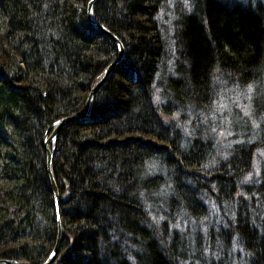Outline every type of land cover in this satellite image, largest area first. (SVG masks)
<instances>
[{"label":"trees","instance_id":"1","mask_svg":"<svg viewBox=\"0 0 264 264\" xmlns=\"http://www.w3.org/2000/svg\"><path fill=\"white\" fill-rule=\"evenodd\" d=\"M88 2L0 0V260L264 264V2L94 0L56 202Z\"/></svg>","mask_w":264,"mask_h":264},{"label":"water","instance_id":"2","mask_svg":"<svg viewBox=\"0 0 264 264\" xmlns=\"http://www.w3.org/2000/svg\"><path fill=\"white\" fill-rule=\"evenodd\" d=\"M94 0H89V2L87 3V7H86V14H87V18L88 20L93 23L101 32H103L104 34H106L112 41H114L118 47V53H117V57L116 59L110 63L102 72L101 76L99 77V79L97 80V82L93 85V87L90 89L86 102H85V107H84V111L82 114L80 115H71V116H66L63 117L59 120H57L55 122V124L53 125V128L51 129V131L49 133H47L44 137V141H43V147L46 153V161H47V167H48V174H49V178L51 181V185L53 188V194L55 197V201H58V189L56 186V183L54 181L52 172H51V158H52V150H53V144L55 142L56 136L58 134V131L60 130V128L71 121L83 118L89 111L90 108V103H91V99L93 97V95L95 94V92L101 87V85L104 83L105 79L107 78L108 74L110 73V71L113 69V67L118 64L120 62V60L123 57V52H124V48L123 45L120 41V39L114 35L111 31H109L107 28H105L102 24H100L99 22H97L93 15H92V4H93ZM55 219L57 222V237H56V241H55V245L53 247V250L51 252V254L49 255V257L47 258V260L45 262H43L42 264H56V257H57V253L60 247V243H61V232H62V226H61V221H60V216H59V212H58V207L56 206V211H55ZM0 264H29L26 262H22V261H16V260H0Z\"/></svg>","mask_w":264,"mask_h":264},{"label":"rangeland","instance_id":"3","mask_svg":"<svg viewBox=\"0 0 264 264\" xmlns=\"http://www.w3.org/2000/svg\"><path fill=\"white\" fill-rule=\"evenodd\" d=\"M264 2V0H262ZM250 88H236L234 90V102L238 105V107L240 108V110L242 111V113L244 115H249V110L247 109V105H243V100L246 99V95L248 96L250 93ZM221 104V103H220Z\"/></svg>","mask_w":264,"mask_h":264},{"label":"bare ground","instance_id":"4","mask_svg":"<svg viewBox=\"0 0 264 264\" xmlns=\"http://www.w3.org/2000/svg\"><path fill=\"white\" fill-rule=\"evenodd\" d=\"M52 152H53V150H52Z\"/></svg>","mask_w":264,"mask_h":264}]
</instances>
